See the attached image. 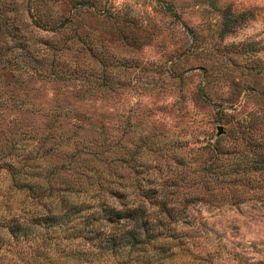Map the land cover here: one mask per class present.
<instances>
[{"label": "rangeland", "instance_id": "1", "mask_svg": "<svg viewBox=\"0 0 264 264\" xmlns=\"http://www.w3.org/2000/svg\"><path fill=\"white\" fill-rule=\"evenodd\" d=\"M224 14L241 19L220 32ZM248 112L264 145V0H0V237L162 184L184 207L163 263L264 264V165L259 189L226 165ZM47 224L0 264H134L87 250L77 215Z\"/></svg>", "mask_w": 264, "mask_h": 264}, {"label": "trees", "instance_id": "2", "mask_svg": "<svg viewBox=\"0 0 264 264\" xmlns=\"http://www.w3.org/2000/svg\"><path fill=\"white\" fill-rule=\"evenodd\" d=\"M226 11L223 12L226 14ZM225 14L220 32L230 30L241 19V15L230 17ZM260 121L258 115L248 112L233 122L232 126L236 132L234 141L240 146L237 148L236 158L226 162L231 173L230 180L247 185L249 189H259L262 183L264 145L259 128ZM212 148L216 150L215 142ZM134 184L139 190L131 199H127L128 193L125 190L117 188L108 191L115 202L109 203L106 198L97 197L94 202L67 203L62 211L58 210L46 216H32L25 224L19 220L20 214L11 215L5 224L8 236L3 239L0 237V245L2 242L7 245L8 250L11 249V243H17V235H21L24 240L30 234L31 241L42 239L39 231H31L32 225H39V221L46 220L49 224L44 228L54 224H58L59 228L62 224L71 223L77 215L82 223L81 228L86 229L85 233L90 241V249L87 250L96 249L108 254L120 253V250H125L127 254L136 250L132 258L134 264H165L162 262V252L166 250L164 242L166 237L173 233L171 231L184 212V207L178 205L181 201L173 198V193L165 191L166 188L162 184L160 187L152 186L147 189H141L137 182ZM144 201H147V204ZM21 212L24 210L21 209ZM27 246L31 244L28 243ZM148 250H154L156 254L147 255Z\"/></svg>", "mask_w": 264, "mask_h": 264}]
</instances>
